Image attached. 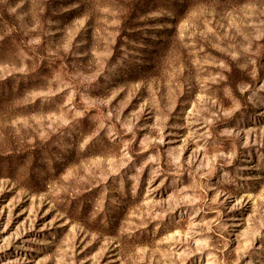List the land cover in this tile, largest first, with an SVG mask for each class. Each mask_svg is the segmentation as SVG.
I'll return each instance as SVG.
<instances>
[{
  "label": "rangeland",
  "instance_id": "obj_1",
  "mask_svg": "<svg viewBox=\"0 0 264 264\" xmlns=\"http://www.w3.org/2000/svg\"><path fill=\"white\" fill-rule=\"evenodd\" d=\"M0 264H264V0H0Z\"/></svg>",
  "mask_w": 264,
  "mask_h": 264
}]
</instances>
